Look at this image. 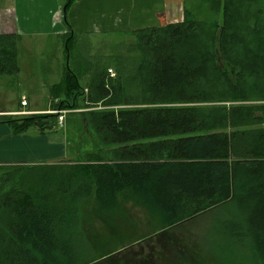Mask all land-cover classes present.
I'll return each mask as SVG.
<instances>
[{
  "label": "trees",
  "instance_id": "trees-1",
  "mask_svg": "<svg viewBox=\"0 0 264 264\" xmlns=\"http://www.w3.org/2000/svg\"><path fill=\"white\" fill-rule=\"evenodd\" d=\"M256 2L214 0L208 30L185 8L182 21L105 33L119 38L114 52L88 64L74 56L88 35L72 29L65 0V65L51 91L54 109L68 110L79 162L0 164V264H152L191 249L192 238L199 248L188 229L210 212L226 244L264 264V19ZM17 43L0 34V75L18 74ZM59 116L0 115V123L46 136L65 129ZM126 202L160 229L140 235L129 219L131 228L112 230V220L125 221ZM142 243L150 251H139Z\"/></svg>",
  "mask_w": 264,
  "mask_h": 264
},
{
  "label": "rangeland",
  "instance_id": "rangeland-1",
  "mask_svg": "<svg viewBox=\"0 0 264 264\" xmlns=\"http://www.w3.org/2000/svg\"><path fill=\"white\" fill-rule=\"evenodd\" d=\"M178 5L180 10L171 13L169 17L166 18H159L158 24L150 25V26H158L163 25L165 23L170 22H177L182 21L184 18V9L189 8L193 13V17L196 20L202 21L206 23V30L210 28L215 17H217L214 9L211 8V4H213L214 0H178ZM254 5L255 7H259L262 11V18L264 19V0H257ZM171 7H175V4L169 5ZM161 22V23H160ZM149 27V26H147ZM133 30V29H130ZM128 29H115L110 31H101L92 29L88 32H76L78 34H86L88 36L81 37L77 41V51H74V56L77 57L78 60L83 61L85 63H92L91 56H108L109 54L113 53L112 49L110 48L113 42L119 41L114 35H108L105 33L109 32H118V31H130ZM40 41H37V38L34 39L35 42H31L29 44L18 42V62L20 67L23 69L20 73V70L17 75L9 76L13 82L11 88L2 86L0 87V91L2 94L0 96L1 103L7 108H16L14 111L15 113H11L12 115L24 116L26 114L22 113V111H29L28 109H33L32 112H49L52 113L55 111L54 109V98L56 95H53L51 91V86L58 82L62 78L63 68L65 65V36L55 37L54 35L50 36H43L38 37ZM58 38V39H57ZM127 42H130L132 39L129 37L125 38ZM33 57V58H32ZM44 58V63L50 67V73L47 76H43L38 69L32 67L31 75L26 76L25 73V64L29 63L30 61L36 62L39 61L41 58ZM31 58V59H30ZM108 73L111 77L116 75V72L113 68L108 69ZM6 76V75H3ZM8 76V75H7ZM14 77V78H13ZM34 78L30 82L32 83L29 86V79ZM17 78V79H16ZM46 78V80H43ZM26 92L29 96V107L22 109L20 106L21 104V93ZM3 100V101H2ZM227 105H231L230 102ZM28 106V105H27ZM1 107V104H0ZM32 107V108H30ZM96 108H103L102 106ZM65 111L64 115L65 120L69 115L68 110ZM29 113V114H30ZM11 114H0V115H11ZM24 114V115H23ZM61 115V113H59ZM5 125L4 123H0ZM64 125V130L60 131L55 134H49L50 140H55L56 142L62 143L66 145V151L64 155H58L51 159H39L33 161H20V162H13V163H38V162H45L54 163V164H68L71 165L72 163L79 162L76 161V156L70 151L72 149V145L77 141L78 137L75 138L74 130L66 127ZM71 131V132H70ZM4 134V131L0 129V136ZM69 134L73 140H69ZM26 138L32 140L31 137L39 135L37 132V128L32 126L28 129L25 133ZM52 136H60V137H52ZM48 139V137H47ZM23 141H17V151H20V145ZM32 143V141H29ZM1 146V144H0ZM82 155V153H81ZM87 154H85L86 156ZM93 160L95 158H88ZM48 162V163H47ZM2 164V163H1ZM7 164V163H4ZM127 214L124 218L125 221L121 219H114L112 222L113 228L112 230H117V228H131L129 225H124L126 221L132 219L134 225L136 226L133 228V231L140 235H149L153 231H156L159 228V223L156 219L151 218L148 212L142 206L137 205L133 202H126L125 204ZM234 215H225L224 218H230L231 220H235L236 218L233 217ZM217 213L210 212L206 215L199 216L198 218L194 219L190 224V228L188 229L191 234L195 237V242H197L198 247L193 243L194 239L188 240L190 242L191 249L185 251L183 254L176 255L173 254L169 257H166L164 260H158L152 264H256L253 260L252 256L247 253L246 250L240 251L239 249L236 250L229 246V244L225 243L228 237L224 236L223 233L216 231L213 227L218 225L216 220ZM129 222V221H128ZM135 236V234L133 235ZM109 238V237H108ZM110 239V238H109ZM131 238H129L130 240ZM188 239V237H186ZM151 241V240H150ZM144 242V241H143ZM154 245H157L158 242H154ZM119 245V244H118ZM111 248H117V246L113 243L110 244ZM139 251H150L149 245L142 243L139 246ZM138 243L134 245V249L138 250ZM137 253L134 254H126L125 257H129L133 255L135 257ZM122 256H124L122 254ZM160 261V262H159Z\"/></svg>",
  "mask_w": 264,
  "mask_h": 264
},
{
  "label": "crops",
  "instance_id": "crops-1",
  "mask_svg": "<svg viewBox=\"0 0 264 264\" xmlns=\"http://www.w3.org/2000/svg\"><path fill=\"white\" fill-rule=\"evenodd\" d=\"M177 1L67 0L71 3L67 17L72 29L76 32H88L95 28L101 31L139 29L158 24V20L161 18L167 19L171 13L180 10ZM64 2L65 0H0V34L16 36L17 42L26 44L35 42V37L37 41H40L38 37L50 35L59 38L66 32L63 15ZM172 4L176 6H169ZM164 24L166 23L164 22ZM39 59V61H30L25 64L26 76L31 75L32 67L38 69L44 77L50 73L51 69L44 63V58ZM22 70L20 67V73ZM33 79H29V86ZM14 81H16L15 78L12 80L9 76L0 75V87L11 88ZM1 94L2 91H0V96ZM20 95H25L28 100V106L20 107L22 109L29 107L27 93L23 92ZM0 104V114L16 112L14 111L16 108H7L3 102ZM0 129L4 131V134L0 136V164L51 159L65 154L66 145L50 140V135H36L30 140L26 138L25 134H13L7 124H0ZM17 141H23L20 151L16 150Z\"/></svg>",
  "mask_w": 264,
  "mask_h": 264
},
{
  "label": "built area",
  "instance_id": "built-area-1",
  "mask_svg": "<svg viewBox=\"0 0 264 264\" xmlns=\"http://www.w3.org/2000/svg\"><path fill=\"white\" fill-rule=\"evenodd\" d=\"M21 104L23 106L28 105V100H27V97L25 95L21 96ZM30 112H32V111H22V113H25V114H29ZM54 113H61V115L59 116V124L63 125L64 124V117H65L64 113H65V111L55 110Z\"/></svg>",
  "mask_w": 264,
  "mask_h": 264
},
{
  "label": "water",
  "instance_id": "water-1",
  "mask_svg": "<svg viewBox=\"0 0 264 264\" xmlns=\"http://www.w3.org/2000/svg\"><path fill=\"white\" fill-rule=\"evenodd\" d=\"M69 63V56H68V58H67V64Z\"/></svg>",
  "mask_w": 264,
  "mask_h": 264
}]
</instances>
